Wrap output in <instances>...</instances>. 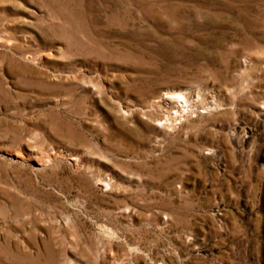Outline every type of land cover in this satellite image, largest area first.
<instances>
[{
  "label": "rangeland",
  "instance_id": "rangeland-1",
  "mask_svg": "<svg viewBox=\"0 0 264 264\" xmlns=\"http://www.w3.org/2000/svg\"><path fill=\"white\" fill-rule=\"evenodd\" d=\"M0 264H264V0H0Z\"/></svg>",
  "mask_w": 264,
  "mask_h": 264
},
{
  "label": "bare ground",
  "instance_id": "bare-ground-1",
  "mask_svg": "<svg viewBox=\"0 0 264 264\" xmlns=\"http://www.w3.org/2000/svg\"><path fill=\"white\" fill-rule=\"evenodd\" d=\"M166 97V96H165ZM172 98V97H171ZM174 99L178 102H182V100L184 99V95L180 92L175 93ZM182 104V103H181ZM181 106H184L183 104ZM49 161V160H48Z\"/></svg>",
  "mask_w": 264,
  "mask_h": 264
}]
</instances>
